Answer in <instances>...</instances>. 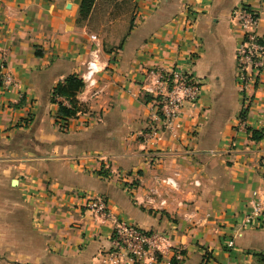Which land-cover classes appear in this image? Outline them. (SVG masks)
<instances>
[{
	"label": "crops",
	"instance_id": "obj_1",
	"mask_svg": "<svg viewBox=\"0 0 264 264\" xmlns=\"http://www.w3.org/2000/svg\"><path fill=\"white\" fill-rule=\"evenodd\" d=\"M81 1L0 0V73L15 81L0 88V264H110L111 222L86 205L98 195L167 235L159 264H264V229L243 224L264 193V71L242 129L230 22L248 5L264 40V0H95L86 17ZM94 49L95 86L58 118L54 87L81 78ZM157 69H189L200 93L173 132L145 139L159 121L142 86Z\"/></svg>",
	"mask_w": 264,
	"mask_h": 264
},
{
	"label": "built area",
	"instance_id": "obj_2",
	"mask_svg": "<svg viewBox=\"0 0 264 264\" xmlns=\"http://www.w3.org/2000/svg\"><path fill=\"white\" fill-rule=\"evenodd\" d=\"M230 22L239 31V40L235 47V80L243 93L242 107L238 115V125L244 129L250 99L247 88L257 82L264 71V40L258 33L260 18L256 10L241 4L230 13ZM102 70L98 62V51L92 50L86 62L81 80L85 87H94L95 75ZM15 86V81L7 72L0 73V88L8 90ZM142 91L150 97L153 105L154 120L158 125H150L143 134L151 139L158 132H173L178 125V118L185 104H194L200 93L199 81L189 69L165 71L157 69L147 73ZM59 100H62L59 98ZM156 120V121H157ZM163 183L174 185L172 178ZM254 198L248 203L249 209L244 214L243 224L264 229V193H253ZM87 208L96 216L111 222L110 264H159L169 251L170 245L165 233L142 229L134 224L119 220L108 207L103 196H86ZM232 246V241L227 243ZM179 258V256H178Z\"/></svg>",
	"mask_w": 264,
	"mask_h": 264
},
{
	"label": "trees",
	"instance_id": "obj_3",
	"mask_svg": "<svg viewBox=\"0 0 264 264\" xmlns=\"http://www.w3.org/2000/svg\"><path fill=\"white\" fill-rule=\"evenodd\" d=\"M95 0H82L80 4V14L82 17H86ZM84 87V83L81 78L75 74L67 76L62 82H59L52 91V102L57 104V116L60 119L67 120L76 116L81 107L76 100L77 93ZM61 98L62 100H59ZM67 104V105H66ZM252 139H258L253 135ZM207 253L203 256V264L208 262Z\"/></svg>",
	"mask_w": 264,
	"mask_h": 264
},
{
	"label": "water",
	"instance_id": "obj_4",
	"mask_svg": "<svg viewBox=\"0 0 264 264\" xmlns=\"http://www.w3.org/2000/svg\"><path fill=\"white\" fill-rule=\"evenodd\" d=\"M14 184H15V181H14Z\"/></svg>",
	"mask_w": 264,
	"mask_h": 264
}]
</instances>
